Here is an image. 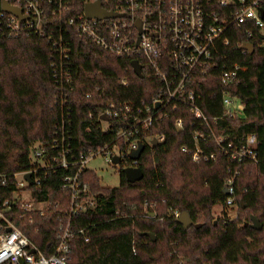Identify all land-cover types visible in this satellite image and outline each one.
Masks as SVG:
<instances>
[{"label":"trees","instance_id":"trees-1","mask_svg":"<svg viewBox=\"0 0 264 264\" xmlns=\"http://www.w3.org/2000/svg\"><path fill=\"white\" fill-rule=\"evenodd\" d=\"M229 37L230 44L220 51L228 60L219 58L218 68L224 63H237L243 68L230 92L245 108L242 117L211 125L236 143L242 142L245 134L255 133L258 153V163L243 166L236 178V216L225 215L223 192L227 167L234 162L221 155L214 162H192L180 150L182 144H189L191 117L182 109L170 110L152 127V133L164 134V140L145 147L139 158L144 173L141 180L127 182L120 171L119 185L107 187L101 185L94 171H83L82 179L89 183L96 203L74 222V227L88 226V240L80 234L73 237L67 264H264V47L251 39L254 51L249 54L238 44L243 40L240 33ZM79 48L81 58L74 65V88L68 91L67 105L71 107V143L77 154L96 149L111 138L96 128L92 133L85 131L90 125L88 114L97 112L101 99H133L140 104L159 90L153 78L139 79L133 73L130 59L106 56L86 40ZM50 55L46 38L8 36L0 19V174L29 168L30 145L36 140L50 141L59 122L58 96L66 86L61 88L53 79ZM126 74L129 83L124 86L120 78ZM95 85H103L104 93L87 98L85 93ZM178 116L184 119L181 131L174 124ZM63 175L61 170L42 174L41 186L32 187L33 196L63 202ZM216 204L222 209L217 224L211 215ZM184 210L193 221L187 229L173 215ZM149 211L155 216L149 218ZM249 212L260 220V229L251 227ZM32 218L31 223L18 220L19 225L48 256L58 242V212L34 214Z\"/></svg>","mask_w":264,"mask_h":264},{"label":"built area","instance_id":"built-area-1","mask_svg":"<svg viewBox=\"0 0 264 264\" xmlns=\"http://www.w3.org/2000/svg\"><path fill=\"white\" fill-rule=\"evenodd\" d=\"M6 1L20 9L23 18L1 10V25L8 36L46 38L51 49V75L66 89H61L58 96L61 113L50 141L36 140L30 145L31 166L0 174V264H67L73 237L80 234L88 240V226L74 227V222L96 203L89 183L82 179L83 171H92L86 168L88 160L102 153L120 171L139 167L143 151L138 159L130 158V153L139 143L145 149L154 146L153 140L157 144L164 140V134H153L152 127L170 110L182 109L191 117L189 144H182L180 150L192 162H214L220 155L234 162V166L227 167L223 192L225 207L237 209L235 181L243 166L258 163L257 137L247 133L242 142L236 143L212 128V122L242 117L245 108L230 92L243 68L237 63H224L219 69L217 61L228 60L220 51L230 44V35H242L240 47L252 43L251 39L264 47V0ZM95 2L106 13L102 17H88L85 13L86 4ZM85 40L96 44L106 56L130 59V65L137 61L142 74L139 79L153 78L159 90L140 104L133 99H101L97 112H89L90 125L85 131L92 133L96 128L111 138L96 149L77 154L71 143V107L67 105L68 91L74 88V65L81 58L79 46ZM128 76L120 78L122 85H128ZM104 91L103 85H95L85 96L91 98ZM174 124L181 131L183 117L175 118ZM115 156L119 158L117 163L113 162ZM58 170L64 172L63 202L36 199L32 187L41 186L40 176ZM25 174L30 175L31 182L24 178ZM53 212H58V242L47 256L23 232L18 220L31 223L32 215ZM173 215L178 218L180 212Z\"/></svg>","mask_w":264,"mask_h":264},{"label":"water","instance_id":"water-1","mask_svg":"<svg viewBox=\"0 0 264 264\" xmlns=\"http://www.w3.org/2000/svg\"><path fill=\"white\" fill-rule=\"evenodd\" d=\"M1 10L5 11V12L12 13L13 15H15L18 18H20L21 20H23V18L20 15V9H18L15 6H11L6 0H1ZM85 13L88 17H91V16L102 17L103 15L106 14L105 11L100 8L99 2L87 3L85 6ZM240 48L243 50H246L249 54H251L254 51V47H253L252 43H245ZM131 67L138 77L142 76V74L140 72L141 66L137 63V61H135V60L131 61ZM102 118L105 119V117H102ZM152 143H153V145H156L157 141L153 140ZM143 149H144L143 144L139 143L138 148L130 153V155H129L130 158L138 159L141 152L143 151ZM118 161H119V158L117 156L113 157L114 163H117ZM121 172L123 173L126 181L130 182V183L139 181L144 176L143 170L140 167H126V168H123L121 170ZM24 178L27 179L29 182H31L29 174H25ZM223 191L226 192L225 189ZM177 221L179 223H181L185 229H187L188 227H190L193 224V221L190 217V214L186 210H184L180 213L179 217L177 218ZM251 221H252L251 222L252 228H254V229H260L261 228L259 220L255 216L251 215ZM195 226L198 227V226H200V224H195ZM147 235L151 236L152 240L155 239L151 233H147Z\"/></svg>","mask_w":264,"mask_h":264},{"label":"rangeland","instance_id":"rangeland-1","mask_svg":"<svg viewBox=\"0 0 264 264\" xmlns=\"http://www.w3.org/2000/svg\"><path fill=\"white\" fill-rule=\"evenodd\" d=\"M86 168L96 173L102 186L116 187L120 183V170L118 169V167L108 162L104 158L102 153H99L95 157L88 160V162L86 163ZM211 212H212L211 215L213 216V221L215 222V224H217L219 217L222 216L221 206L219 204L214 205L212 207ZM236 212L237 211H236L235 206H233L232 208L229 207V208H226L225 215H227L229 218H233L236 216ZM239 214H242V213L239 212ZM251 214L253 215L252 212H249V216ZM153 216H155L153 212L148 213L149 218H152ZM251 222L252 221H250V224ZM259 223H260V220H259Z\"/></svg>","mask_w":264,"mask_h":264}]
</instances>
